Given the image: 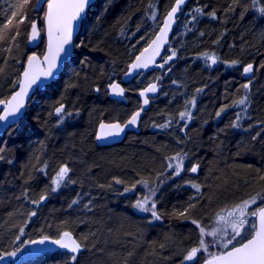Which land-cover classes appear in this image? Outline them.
<instances>
[{
    "label": "trees",
    "instance_id": "obj_1",
    "mask_svg": "<svg viewBox=\"0 0 264 264\" xmlns=\"http://www.w3.org/2000/svg\"><path fill=\"white\" fill-rule=\"evenodd\" d=\"M21 2L0 0V21L17 12L12 31L22 14L28 18L18 25L20 35L11 51L6 50L7 41L0 47V100L16 91L31 53L43 55L45 50L44 41L35 51L27 45L29 21L38 20L43 27L45 8L36 11L37 0L17 8ZM174 3L98 0L84 20L73 58L60 79L34 96L25 117L1 139L5 160L0 161V254L10 258L9 264H72L71 254L33 255L29 248L34 239L57 238L64 231L73 233L83 247L78 264H179L183 253L198 243L199 230L190 219L216 226L213 219L218 212L225 215L224 210L234 204L264 194V180L260 179L264 175V15L250 0H239V4L189 0L164 58L173 51L176 56L162 69L127 84V104L108 95L107 86L120 81ZM196 7L205 13L214 11L217 18L204 15L191 21L190 13ZM204 53L214 54L217 63L211 64ZM231 61L238 64L233 66ZM249 63L255 65V77L249 85L245 112L233 104L245 94L242 85L249 80L243 78V68ZM153 83L157 91L149 96L150 107L140 133H128L120 144L98 146L99 124L127 121L141 106L138 92ZM193 97L195 106H188L192 119L181 121L179 113ZM60 104L73 113L63 123L55 114ZM226 105L217 117L216 112ZM237 112L242 117L240 127L232 128ZM170 119L168 128L159 127ZM185 123L187 128L181 131ZM181 150L188 154L185 169L193 163L200 165L198 174L191 176L201 185V194L183 184V176L190 173L182 172L172 180L160 175L168 174L167 158ZM62 165L72 169L69 175L76 183L52 192ZM117 179L122 183H115ZM138 180L158 186L160 221L148 223L150 213L133 207L143 199L146 188L136 184L134 191H123ZM42 195L47 198L39 202ZM190 197L197 199L190 201ZM74 199L79 201L75 205ZM190 202L195 205L189 210L190 219L173 215ZM263 206L258 198L254 208ZM33 211L36 215L30 216ZM12 251L16 256L7 255Z\"/></svg>",
    "mask_w": 264,
    "mask_h": 264
},
{
    "label": "snow or ice",
    "instance_id": "obj_2",
    "mask_svg": "<svg viewBox=\"0 0 264 264\" xmlns=\"http://www.w3.org/2000/svg\"><path fill=\"white\" fill-rule=\"evenodd\" d=\"M31 0H22V2L16 5L17 8H23L25 5H28ZM251 5L256 9L261 15H264V0H250ZM187 0H175V5L167 13L166 18L163 20V26L159 28L158 34H156L155 39L151 40L147 47L140 52L139 55L135 57V61L130 64V69L136 70L141 68H147L152 57L144 59L145 53H148L150 49L152 50L153 56L159 54L160 46L163 43H166V37L168 31L171 28L172 23L175 20L176 13L182 11V5H185ZM46 4L47 10L44 12V28L47 34V54L43 57V61H40L35 55H30L27 59V67L23 71L22 81H18L20 91L16 92L9 101L0 100V104L4 105L3 114L0 115V122H8L9 117L15 118L19 113L21 108L24 107L23 98L28 95L29 89L33 85L37 84L40 75L42 74L45 78H48L52 75L53 69L56 67V62L60 58L61 53L67 54L68 49L66 45L72 44V35L74 25L83 20L86 16L87 8L91 4V0H37L36 10L40 11V6ZM233 4H239V0H233ZM231 8V6H230ZM231 10H235L231 8ZM208 15L211 19H216V13L214 11L205 13L203 8L196 7L193 10V13H190L191 21H196L199 16ZM17 16L16 11L11 12V18H5L4 21H0V47H3L5 41H7L9 47L7 51H11V47L16 40V37L20 35V29L18 25L23 23L25 19H28L26 15L22 14L18 21H16L15 31L10 29V25H13L12 18ZM155 14H153L152 19L155 20ZM190 21V22H191ZM31 24V33H30V42L37 41L40 35V29L37 26V23L34 20L29 21ZM203 35V33H200ZM176 56L175 51L171 53L170 56L163 59V63L157 64L156 67L163 68L170 60ZM203 56L205 59L210 60L211 64L217 63V58L215 55H209L204 53ZM41 63L48 65L46 71L37 72L36 69L39 68ZM84 63V61H81ZM231 65L238 64V61H231ZM264 67V64L261 65ZM171 69L169 68L168 71ZM253 71V65L251 63L247 64L243 68V73L245 75L250 74ZM3 72V68H0V73ZM129 72L127 75H131ZM159 79V78H157ZM176 81H173L175 84ZM251 80L243 84L242 87L245 89V94L243 98L235 101L233 106L242 107L246 112L247 109L245 106L249 102L248 90ZM111 89V94L115 96H123L124 89L120 87L119 84L113 82L109 85ZM99 91V88L96 89ZM157 91V84L153 83L149 87L145 88L140 92L142 97H145L143 103L147 105L149 99L147 98V93H155ZM198 92L202 89H197ZM196 104L195 97L191 100H186L185 102V111L179 113V118L181 121H188L192 119V113L188 109V106L191 105L194 107ZM228 106L221 107L219 111L216 112V116L220 117ZM143 108L136 111L131 118L127 121V124L121 125L119 123L113 124H100V129H112L113 131L109 132V136H119L121 132L124 131L128 125L135 126L138 123L141 112ZM55 114L60 118L59 122L63 123L65 117H71L73 113L71 111H66L65 106L60 104L59 107L55 109ZM235 120L231 123L232 128H239L241 121V113L237 112L235 114ZM172 124V120H168L166 123L159 125L160 128H168ZM187 128V124L181 128L183 131ZM259 136L257 133L256 136H253L252 139L255 140ZM103 136H98L97 139H102ZM180 141H178L179 143ZM5 149L0 147V161L5 160V156L2 155ZM187 153L183 150L175 153L172 157L167 158L169 163L166 165L167 173H161L160 175H165L167 180L175 179L178 176H181L182 172H187L191 174H198L200 165L199 163L191 164L187 169L184 167L185 159L187 158ZM7 163H12L11 159L6 161ZM42 171V169H41ZM72 169L67 165L60 166L58 172L56 173V178L53 180V187L50 189L52 192L57 191L62 185L74 184L76 181L72 180L69 175ZM261 180H264V175L260 177ZM165 181H160L164 183ZM183 184L189 186L192 189H195L196 193L201 194V185L194 182L192 179H183ZM115 183H122L121 180H115ZM136 184H140L147 189V193L143 196V199H138L133 205L134 208L138 209L140 212L150 213L151 219L148 220V223H154L155 221H160L162 215L157 211V192L158 186H149V181L147 180H138L135 184H132L130 187H125L124 192L134 191ZM123 194V193H122ZM25 197H27V190H25ZM47 198L46 195L40 197L42 202ZM264 201V194L258 193L257 196L251 197L247 200L240 201L234 204L231 209H225L226 215L222 212H218L216 217L213 219V225L205 226L198 219H190L188 213L191 208L195 205L194 203H188L187 207L178 212H174L173 215L177 217H183L184 219H190V222L196 226L199 230L198 233V243L196 246L190 248V250L183 253L182 259L179 264H264V207L252 208V205L257 204V199ZM190 201H194L196 197H190ZM38 201H32V203L37 204ZM79 201L74 199L72 204L75 205ZM91 202L89 201V204ZM71 207V205H70ZM85 208H88V204L84 205ZM251 209V211L249 210ZM90 210V209H89ZM36 212H31L30 216H35ZM255 218V219H252ZM206 227L208 230L206 231ZM229 229L231 230L229 232ZM20 234H24V229L21 227L19 229ZM205 237H211L210 240H206ZM16 241L20 240V236L15 237ZM45 241H49L47 236H44L40 240H32L31 244H44ZM50 243L58 245L61 249H66L67 251L73 253L70 257L72 264H78V255L82 250V245L77 243L75 239L71 237V234L68 231L62 232L59 239L51 240ZM161 248H164L165 245L161 244ZM219 247L222 251L213 252L210 251L212 248ZM19 251V248H17ZM198 253H203L206 255H198ZM8 256H16V251L7 253ZM132 253H129L131 256ZM5 258L4 254H0V260Z\"/></svg>",
    "mask_w": 264,
    "mask_h": 264
},
{
    "label": "water",
    "instance_id": "obj_3",
    "mask_svg": "<svg viewBox=\"0 0 264 264\" xmlns=\"http://www.w3.org/2000/svg\"><path fill=\"white\" fill-rule=\"evenodd\" d=\"M98 0H91V4L89 5V7L87 8L86 12V16L84 17L83 20L77 22L75 25H74V29H73V35H72V44L71 45H66L65 47L68 49L67 51V54H64V53H61L60 55V58L57 60L56 62V67L53 69V72H52V75L48 78H45L42 74L40 75L39 77V80L37 81V84L36 85H33L31 89H29L28 91V95L25 96L23 98V103H24V107L21 108L20 110V113L15 117H9V121L8 122H0V139L4 137V135L6 134V132L11 128L13 127L14 125H16L17 123H19L26 115V112H27V108H28V105L29 103L31 102L32 98H34V96L38 93V92H42L44 90H46L47 87H49L50 85L56 83L61 75L63 74V72L65 71V68H66V64L68 62H70L73 58V55H74V52H75V41L77 39V37L79 36L81 30H82V27H83V23H84V20L87 18L88 16V13H89V10L90 8L96 4ZM189 3V0H187V3L185 5H182V10L188 5ZM175 5V3L173 4V6ZM172 6V7H173ZM36 7H37V3H36ZM171 7V8H172ZM40 8H45V11L47 10V5L46 4H43L40 6ZM171 10V9H170ZM169 10V11H170ZM37 11V10H36ZM168 11V12H169ZM167 12V13H168ZM182 11H178L176 13V17H175V20L174 22L172 23L171 25V28L170 30L168 31V34H167V37H166V43H163L161 46H160V49H159V54L158 55H155L153 56V53H152V50L150 49V51L148 53H145V57L144 59H148L149 57H152V61L153 62H150L149 63V66L147 68H141V69H136V70H132L130 69V67H128L127 71L123 74L122 78L120 79V81H117L115 83L119 84L120 87H122L124 89V94L123 96H115V95H112L111 94V89L109 86H107L106 90L108 92V95L110 97V99L114 100V101H119V102H122V103H125L127 104L128 103V99H127V94H128V90L126 89V85L127 84H130L132 83L136 78H138L139 76H141L142 74H148V73H151L152 71H157V70H160L162 68H158L156 67L157 64H161L163 63V58L166 54V51L167 49L169 48L170 44H171V40L174 36V33H175V30L178 26V23H179V17H180V14H181ZM167 13L164 17V19L166 18L167 16ZM163 19V20H164ZM35 22L37 23V26L38 28L40 29V26H39V21L38 20H35ZM163 26V21H162V24L160 27ZM159 30V29H158ZM30 33H31V29H30ZM30 33H29V36H28V48L32 51H35L39 46H41L43 40H45V50H44V53L43 55H39L38 53L36 52H33L31 55H35L36 57L39 58L40 61H43V57L47 54V45H48V40H47V34H46V30L44 28V39H43V34L40 30V35L37 39V41H33V42H30ZM158 34V31L157 33ZM155 34V36H156ZM155 36L151 39H155ZM151 42V41H150ZM149 42V43H150ZM148 43V44H149ZM148 44L145 46L147 47ZM143 51V50H142ZM141 51V52H142ZM140 54V53H139ZM138 54V55H139ZM135 61V59L132 61V63ZM131 63V64H132ZM253 65V71L248 74V75H245L243 73V78L245 80H252L254 79L255 77V65L252 63ZM27 61H26V64H25V67L24 69L27 67ZM130 66V65H129ZM47 67L48 65L45 64V63H41L39 65V68L36 69L37 72H42V71H46L47 70ZM24 71V70H23ZM131 72L132 74L131 75H127V73ZM23 74V73H22ZM23 79V75H21V79L20 81H22ZM144 89H142L141 91H143ZM20 91V87L18 86V89L16 90V92ZM138 92V98L140 100V108L138 110H140L141 108H143V111L141 112V115H140V118L138 120V123L137 125L135 126H132V125H128L126 128H124V131L120 133L119 136H109L107 135L109 132L113 131L112 129H103L101 130L100 129V124L101 123H104V124H113V123H119L121 124L122 126L127 124V121L131 118V116L135 113H133L129 118L128 120L125 122V123H122V122H105V121H102L98 128H97V132H96V137H95V140H96V144L100 147H103V146H113V145H116V144H120L124 141L126 135L128 133H140V126H141V122H142V119L145 115V113L148 111L149 107H150V98L149 96L151 95V93H147L146 96L147 98L149 99V103L147 105H144L143 101L145 99V97H142L140 95V92ZM15 92V93H16ZM14 93V94H15ZM13 94V95H14ZM12 95V96H13ZM11 96V97H12ZM11 97L7 100L9 101L11 99ZM3 108H4V105L3 104H0V110H1V115L3 114ZM137 110V111H138ZM98 136H103L104 138L102 139H97ZM264 207V206H263ZM69 232V231H68ZM71 234V237L73 239L76 240L77 243L80 244V242L77 240V238L75 237V235L71 232H69ZM62 234V233H61ZM61 234L57 237V238H52V237H48L49 238V241L51 240H55V239H59ZM43 238V237H42ZM42 238H38V239H34V240H40ZM49 241H45L44 244H31L29 242V248H30V251L33 255H45V254H48V253H55V252H58V251H61V252H65V253H68V254H71L73 255V253L67 251L66 249H61L58 245H54L52 243H50ZM83 252V247H82V250L81 252L79 253V255ZM200 253H198L199 255ZM78 255V256H79ZM201 264H203V262H201Z\"/></svg>",
    "mask_w": 264,
    "mask_h": 264
},
{
    "label": "rangeland",
    "instance_id": "obj_4",
    "mask_svg": "<svg viewBox=\"0 0 264 264\" xmlns=\"http://www.w3.org/2000/svg\"><path fill=\"white\" fill-rule=\"evenodd\" d=\"M40 30H41V32H42V34L44 35V26L43 27H40ZM33 53V52H32ZM183 179H192L193 180V177L191 176V173H190V175H188V174H185L184 176H183ZM65 185H62L60 188H63ZM59 188V189H60ZM252 208L253 209H255L254 208V205H252ZM250 211H251V209H249ZM226 215V214H225ZM207 231V230H206ZM231 230L229 229V232H230ZM207 240H209V239H207ZM189 250V249H188ZM188 250H186V251H188ZM212 249H210V251H211ZM185 251V252H186ZM10 263V258H8V257H5L3 260H0V264H9Z\"/></svg>",
    "mask_w": 264,
    "mask_h": 264
},
{
    "label": "bare ground",
    "instance_id": "obj_5",
    "mask_svg": "<svg viewBox=\"0 0 264 264\" xmlns=\"http://www.w3.org/2000/svg\"><path fill=\"white\" fill-rule=\"evenodd\" d=\"M43 23H44V19H43ZM22 73H23V72H22ZM21 75H22V74H21ZM20 79H21V76H20ZM19 81H20V80H19ZM18 86H19V84H18ZM17 89H18V87H17ZM17 89H16V90H17ZM15 92H16V91H15ZM15 92H14V93H15ZM14 93H13V94H14ZM13 94H12V95H13ZM12 95H11V96H12ZM32 99H33V98H32ZM7 100H8V99H4L3 101H7ZM0 115H1V110H0ZM6 133H7V132H6ZM4 136H5V135H4ZM1 139H2V138H1ZM1 139H0V141H1Z\"/></svg>",
    "mask_w": 264,
    "mask_h": 264
},
{
    "label": "flooded vegetation",
    "instance_id": "obj_6",
    "mask_svg": "<svg viewBox=\"0 0 264 264\" xmlns=\"http://www.w3.org/2000/svg\"><path fill=\"white\" fill-rule=\"evenodd\" d=\"M125 122H126V121H125ZM125 122H124V123H125Z\"/></svg>",
    "mask_w": 264,
    "mask_h": 264
}]
</instances>
